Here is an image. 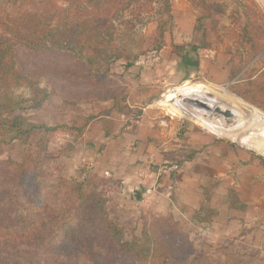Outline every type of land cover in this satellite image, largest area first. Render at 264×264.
Listing matches in <instances>:
<instances>
[{
  "label": "rangeland",
  "instance_id": "1",
  "mask_svg": "<svg viewBox=\"0 0 264 264\" xmlns=\"http://www.w3.org/2000/svg\"><path fill=\"white\" fill-rule=\"evenodd\" d=\"M209 3L210 13L201 0L113 10L125 56L101 79L72 53L17 49L24 78L3 117L38 128L27 142L0 135V226L24 212L49 228L26 245L0 240V264H141L113 243L93 206L64 194L79 185L107 200L127 241L150 236L177 264L264 257V0ZM252 82L258 108L232 90ZM199 100V114L212 100L241 111L203 114L211 119L203 126L187 118ZM20 169L33 172L28 192ZM33 189L43 203L31 205ZM67 221L88 245L64 231Z\"/></svg>",
  "mask_w": 264,
  "mask_h": 264
},
{
  "label": "trees",
  "instance_id": "2",
  "mask_svg": "<svg viewBox=\"0 0 264 264\" xmlns=\"http://www.w3.org/2000/svg\"><path fill=\"white\" fill-rule=\"evenodd\" d=\"M68 1L0 0V135L8 142L16 140L27 142L32 132L38 128L26 122L24 118L3 117L7 112L10 96L22 84L24 78L17 58L18 48L32 52L53 50L72 53L89 70L93 78L101 79L111 72V66L115 62L125 56L124 50L116 45L114 39L116 31L109 19L111 12L115 9L128 10L132 13L150 11L154 3L162 4L167 10L171 8V0ZM201 1L206 13L213 11L214 5L209 3V0ZM164 30L161 27V36ZM262 48L256 45L254 52L258 53ZM174 50L179 53L184 48L175 46ZM188 53V51L179 53L185 58V63H187L186 58L189 57ZM232 90L246 102L258 108V82L234 87ZM38 91L42 97L47 98L46 90L38 89ZM92 120L91 117L81 119L85 127L89 126ZM46 130L50 129L46 128ZM38 144L39 142L36 143ZM260 159L264 165V158L260 157ZM30 161L31 159H28L27 162ZM30 171L20 169L24 192H28L26 188L29 189L33 184L29 179L30 173L33 174ZM34 184L33 186L36 187ZM76 187L64 194L69 193L78 201L79 206H93L113 243L133 260L141 264H177L150 236H147L143 242L127 241L123 228L110 219L107 200L98 193L84 190L82 185ZM31 192L33 199L35 198L32 206L43 203L42 195L36 193L35 189ZM34 193L36 196L33 195ZM27 215L24 212L21 213L20 222L16 225L0 226V240L16 245H26L41 239L49 228L48 222L30 218L26 220ZM63 226L66 228L64 231H69L68 235L73 237L75 243L82 246L88 245V236L82 233L73 222L67 221ZM87 250L90 251L89 248Z\"/></svg>",
  "mask_w": 264,
  "mask_h": 264
},
{
  "label": "bare ground",
  "instance_id": "3",
  "mask_svg": "<svg viewBox=\"0 0 264 264\" xmlns=\"http://www.w3.org/2000/svg\"><path fill=\"white\" fill-rule=\"evenodd\" d=\"M201 105H202V101L199 100L192 108V110L189 112L187 118L192 119L194 122L201 124L203 126H206L208 124V121L211 120L209 118H206V116H202L203 114L210 113L216 115V113H219L223 115L224 113H226L227 115L229 114L235 115L237 111H241L240 108L230 103L224 101L220 102L218 100H212L208 103V108H210L209 111L208 112L206 111L204 113L202 112L203 114H199V108L201 107ZM261 126L262 128H264L263 124H261Z\"/></svg>",
  "mask_w": 264,
  "mask_h": 264
},
{
  "label": "crops",
  "instance_id": "4",
  "mask_svg": "<svg viewBox=\"0 0 264 264\" xmlns=\"http://www.w3.org/2000/svg\"><path fill=\"white\" fill-rule=\"evenodd\" d=\"M187 87H189L190 88V86H187ZM194 88H196V87H194ZM198 95V94H197ZM177 103H178V101H177ZM186 106L188 105V104H190V101L187 99L186 101H185V103H184ZM168 105V104H167ZM178 106V104L175 106V107H171V110L174 112V114H176V107ZM168 107V106H167ZM264 257H258V264H264Z\"/></svg>",
  "mask_w": 264,
  "mask_h": 264
},
{
  "label": "water",
  "instance_id": "5",
  "mask_svg": "<svg viewBox=\"0 0 264 264\" xmlns=\"http://www.w3.org/2000/svg\"><path fill=\"white\" fill-rule=\"evenodd\" d=\"M225 115H227L226 113H224ZM137 198L139 199V196H137Z\"/></svg>",
  "mask_w": 264,
  "mask_h": 264
}]
</instances>
